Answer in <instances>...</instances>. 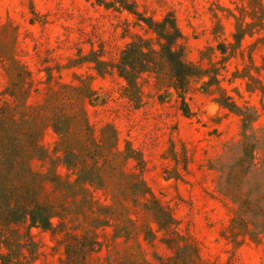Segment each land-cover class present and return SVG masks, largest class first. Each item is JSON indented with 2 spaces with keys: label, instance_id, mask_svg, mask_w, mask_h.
<instances>
[{
  "label": "rangeland",
  "instance_id": "1",
  "mask_svg": "<svg viewBox=\"0 0 264 264\" xmlns=\"http://www.w3.org/2000/svg\"><path fill=\"white\" fill-rule=\"evenodd\" d=\"M122 1L0 0V209L26 219L41 204L57 231L0 215V264H68V255L91 241L102 245L93 251L91 244V255L77 264H264V235L240 247L222 236L231 235L240 218L234 193L252 199L258 183L264 193V164H241L249 154L241 116L197 83L188 96L193 116L182 113L175 97L162 104L158 95L170 85L167 76L162 87L145 74L137 103L115 71L101 74L84 60L115 61L132 32L155 39L136 26V16L119 10ZM130 1L157 20L173 12L188 60L209 66L202 52L217 43L214 13L230 37L234 19L221 7L235 8L240 0ZM253 41L245 40V59L229 63L223 85L245 110L262 113L254 125L261 138L257 154L264 158V97L246 91L241 79L229 82L250 63ZM254 54L260 63L264 47ZM8 91L30 95L24 101ZM8 107L17 114L4 116ZM128 148L134 157L126 160ZM84 177L91 181L86 186L79 182ZM150 191L178 221L174 233L188 245L185 257L162 232L145 240L158 227ZM248 216L264 222L257 208Z\"/></svg>",
  "mask_w": 264,
  "mask_h": 264
},
{
  "label": "trees",
  "instance_id": "2",
  "mask_svg": "<svg viewBox=\"0 0 264 264\" xmlns=\"http://www.w3.org/2000/svg\"><path fill=\"white\" fill-rule=\"evenodd\" d=\"M106 6L111 7L112 5L106 3ZM221 8L223 12H227L228 17L234 19V30L231 32L230 37H226L222 17L219 13H214L216 22L212 34L217 43L216 45L207 46L202 52V59H207L209 66L199 65L188 60L186 49L181 43L183 33L179 27L177 16L173 12L167 13L163 19L157 20L152 16L141 13L137 9V4L132 3L130 0L122 1L119 10H128L136 16V26L154 33L155 39L148 38L139 32H132V41L121 50L115 61H108L103 56L94 55L88 56L84 60L95 63V68L101 74L115 71L126 82V95L134 98L137 103L143 101L144 83L142 79L145 74L154 76L160 86H162L163 77H169L170 85L166 91L161 90L159 92V101L165 104L171 102L175 97L178 108L188 117L194 115L188 101L194 83L200 84L199 88L205 93H218L217 101L242 118L243 146L246 151L249 150V154L240 158L241 164L248 163L249 167L264 164V158L257 154L261 147V138L258 136V129L254 125L262 113L255 107H247L245 110L223 85V81L226 80L225 73L229 72V63L239 56L246 58L244 43L247 37H250L254 40L249 45L248 58L250 63L246 64L243 69L234 71L229 82L233 83L236 79H241L245 82L246 91L250 93L260 92L264 97V56H262V61L259 63L254 54L255 51L264 47V0H240L237 1L235 8ZM215 57L218 60H215ZM238 92L241 95L240 91ZM7 94L26 101L30 91H15V93L8 91ZM7 100L9 102L10 98H7ZM15 114H17V110L13 112V109L8 107V112L4 116ZM55 129L57 130V127ZM132 157H134L133 151L128 148L125 152V159L129 160ZM66 159L69 160V157L66 156ZM0 162L3 163V160L0 159ZM248 171L247 169L240 173L238 176L239 181L245 179ZM256 173L258 177L259 173ZM80 179L79 182L83 186L91 182L86 177ZM262 189L263 185L261 183L256 184L252 190V199L249 197L244 198L243 191L234 193V201L239 205L240 218L234 219L231 235L223 233L222 236L235 243L236 247L242 246L248 240L259 242L264 235V222L258 223L257 217L251 221L248 216L254 208H257L259 212H264V193H262ZM0 194H5L3 188H0ZM151 195L153 196L151 210L156 216L158 227L152 230L150 235H145V240L152 242L157 237V233L162 232L165 240L170 239L175 251L180 252V257H185L188 245L185 247L180 245L181 234L180 232L174 233L178 221L168 208L159 204L152 192ZM27 214V218L24 219L20 214H9L0 209V215L5 216L7 219L11 217L14 223L21 220L23 223H28L30 227L55 233L56 229L53 228L51 221L52 215L47 207L35 203ZM0 224L4 223L0 221ZM251 226H254V229ZM91 244L95 245L93 251L97 246L102 245L98 241H91ZM91 244L81 243L82 247L77 248L76 251L68 255V264H77L79 259L82 261L90 256L92 252ZM193 249L197 254V249L195 247Z\"/></svg>",
  "mask_w": 264,
  "mask_h": 264
}]
</instances>
